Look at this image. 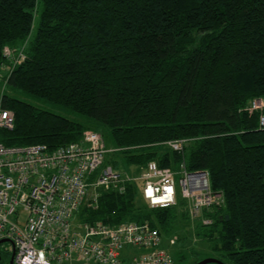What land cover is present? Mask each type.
Here are the masks:
<instances>
[{"label":"trees","instance_id":"obj_1","mask_svg":"<svg viewBox=\"0 0 264 264\" xmlns=\"http://www.w3.org/2000/svg\"><path fill=\"white\" fill-rule=\"evenodd\" d=\"M25 44L13 66L4 49ZM6 65L5 86L23 95L2 94L16 116L0 130L6 146L54 149L95 130L116 149L105 164L117 171L185 162L223 193L204 225L184 199L151 208L141 182L128 181L103 189L88 220L149 222L187 249L207 243L225 264H264V111L251 110L264 100V0H0V72ZM181 139L183 151L167 143Z\"/></svg>","mask_w":264,"mask_h":264},{"label":"built area","instance_id":"obj_2","mask_svg":"<svg viewBox=\"0 0 264 264\" xmlns=\"http://www.w3.org/2000/svg\"><path fill=\"white\" fill-rule=\"evenodd\" d=\"M25 47L7 46L4 55L16 66L26 59ZM3 70L5 86L12 67ZM251 110L264 111V100H253ZM15 120L1 95L0 130L12 129ZM260 123L264 126V112ZM167 143L183 151L187 142ZM115 150L95 130L54 149L45 144L8 147L0 140V240L8 239L0 243L1 255L14 254V264H175L164 236L149 222L90 221L87 210L98 207L103 189L124 190L122 183L139 180L149 207H168L184 199L191 218L209 225L212 219L203 212L222 204V193L212 189L207 170L190 171L185 162L177 170L151 162L134 176L117 171L105 164ZM172 242L177 244L176 237Z\"/></svg>","mask_w":264,"mask_h":264},{"label":"rangeland","instance_id":"obj_3","mask_svg":"<svg viewBox=\"0 0 264 264\" xmlns=\"http://www.w3.org/2000/svg\"><path fill=\"white\" fill-rule=\"evenodd\" d=\"M35 23L36 24L38 23V17L36 18ZM34 33H35V29H34V32H33V36H34ZM2 73H6V70H3ZM3 92L6 93V94L17 95V96L23 97V95L21 93H19L18 91L16 92L15 90H12L10 86H8V85L7 86H4L3 79H0V96L3 94ZM38 103L42 107H45V108H48V109H51V110H54V111H57V112H60V113L66 114V115H69L70 114L68 111H65L63 109H59L58 107H56V106H54V105H52V104H50L48 102L40 101ZM77 115L71 114L70 116H73L74 118H77L78 117ZM105 137H106V140L108 142L109 141L108 136H105ZM177 178H179V175H177ZM141 190H142V184H141ZM222 196H223V193H222ZM190 232H191L190 234H192V231H190ZM173 239H174V236L173 235L168 236V237H164V247L173 254L174 259H175V264H196L199 261H201V260H203V259H205L207 257L218 258V256H220L219 253L213 252L210 249V247L208 246V244L207 243H204L202 241H195L194 243H192V245H191V242H188L187 245H191V247H193L194 249L193 248H191V249L188 248L187 249L183 245V243L182 244H179L178 241H177V244L173 243L172 242ZM180 249H183L185 251V254L187 256V258L185 260H180V258H179L178 251ZM192 249L194 251H200L199 252L200 254L198 256H193L192 255V253H193L192 252ZM3 255L5 257L0 261V264H3V263H7L8 264L10 257L6 256L5 253ZM74 264H83V263L75 262ZM208 264H219V263L212 262V263H208Z\"/></svg>","mask_w":264,"mask_h":264},{"label":"water","instance_id":"obj_4","mask_svg":"<svg viewBox=\"0 0 264 264\" xmlns=\"http://www.w3.org/2000/svg\"><path fill=\"white\" fill-rule=\"evenodd\" d=\"M228 215H227V219H228ZM8 241V239H1L0 240V243H3V242H6ZM2 260V255L0 253V261ZM212 262H215V263H219V264H225L221 259L219 258H214V257H207L201 261H199L198 263L196 264H208V263H212ZM10 264H14V254L12 255L11 259H10Z\"/></svg>","mask_w":264,"mask_h":264},{"label":"flooded vegetation","instance_id":"obj_5","mask_svg":"<svg viewBox=\"0 0 264 264\" xmlns=\"http://www.w3.org/2000/svg\"><path fill=\"white\" fill-rule=\"evenodd\" d=\"M10 259H11V257H12V255L10 254ZM4 258V255L2 254V259ZM10 259H9V263L8 264H10Z\"/></svg>","mask_w":264,"mask_h":264}]
</instances>
